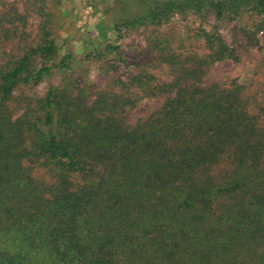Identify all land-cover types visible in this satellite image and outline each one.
<instances>
[{"label": "trees", "instance_id": "16d2710c", "mask_svg": "<svg viewBox=\"0 0 264 264\" xmlns=\"http://www.w3.org/2000/svg\"><path fill=\"white\" fill-rule=\"evenodd\" d=\"M188 13L247 14L249 43L264 35V0H146L117 27L158 28ZM45 35L0 64V264H264V80L212 76L234 56L218 29H200L202 54L154 37L149 62L126 59L115 41L60 54ZM104 57L125 65L127 81L100 63L109 88L91 100L63 76L20 115L9 110L19 85ZM31 164L46 165L50 182Z\"/></svg>", "mask_w": 264, "mask_h": 264}, {"label": "rangeland", "instance_id": "374dc122", "mask_svg": "<svg viewBox=\"0 0 264 264\" xmlns=\"http://www.w3.org/2000/svg\"><path fill=\"white\" fill-rule=\"evenodd\" d=\"M146 0H46V16L42 15L38 6L39 0H0V64H11L28 47H35L43 41L47 34L52 39L60 54L71 52L80 56L95 49L101 50L105 44L115 41L125 52L130 61H151L157 51L150 48V40L162 34L170 35L171 46L178 50H188L195 53L207 51L200 29L211 31L216 27L224 41L234 50L232 58L216 62L212 76H239L242 82L255 75L256 79L264 80V35L256 34L252 44L246 35L251 26L252 17L245 14L232 21H216L208 17L200 21L193 14H176L160 27H141L136 30L118 28L120 18L145 5ZM43 29L45 33L43 32ZM252 31V30H251ZM254 41V42H253ZM35 60V64L40 63ZM100 63H113L109 70L112 77L127 81L125 65L111 59L89 60L82 63L85 71L61 72L53 69L51 74L36 84L19 85L7 102L13 116H18L34 101L42 97L48 88H62L64 77L76 79L86 89L84 95L91 100L94 90L109 88V75L100 70ZM155 72L156 70H151ZM158 75V74H156ZM149 104L147 99H141L134 113L144 115ZM32 175L37 180L48 183L50 175L44 164H31Z\"/></svg>", "mask_w": 264, "mask_h": 264}]
</instances>
